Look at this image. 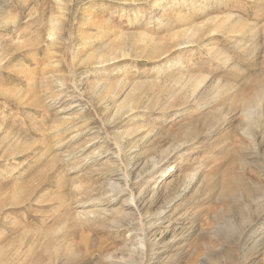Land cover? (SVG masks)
<instances>
[{"label": "rangeland", "instance_id": "rangeland-1", "mask_svg": "<svg viewBox=\"0 0 264 264\" xmlns=\"http://www.w3.org/2000/svg\"><path fill=\"white\" fill-rule=\"evenodd\" d=\"M255 232L264 0H0V264H264Z\"/></svg>", "mask_w": 264, "mask_h": 264}, {"label": "bare ground", "instance_id": "bare-ground-1", "mask_svg": "<svg viewBox=\"0 0 264 264\" xmlns=\"http://www.w3.org/2000/svg\"><path fill=\"white\" fill-rule=\"evenodd\" d=\"M136 21V20H135ZM135 21H133V23L135 22ZM135 24V23H134ZM123 66L124 65H114V68H116V71H122V70H124L125 68H123ZM99 71V73L98 74H111V73H113L112 71L111 72H109V73H107V72H105L103 69H100V70H98ZM200 79V78H199ZM202 84H203V81H202V79H201V81L199 80V81H195V82H191L190 83V91H191V94H192V96L195 98L196 97V94H197V92H199V90L203 87L202 86ZM206 94H210V91L209 92H207ZM198 96V95H197ZM208 96V95H207ZM252 108L255 106H252V105H250ZM251 107H249L244 113H246L245 114V116H246V118L247 119H249V121L250 122H254L255 121V118H254V111H253V109L251 108ZM256 107V106H255ZM189 111H190V109H185V110H182V111H180V114L181 115H186V114H188L189 113ZM262 117H263V115H262ZM248 132V131H247ZM251 132H252V130H251ZM172 170H173V167L171 166V165H168V166H166V167H164V168H161L160 167V170H159V175H158V179L156 180V181H154V183L155 184H157V183H159L160 185H162L163 183H165L170 177H171V175H172ZM127 179V178H126ZM123 182V181H122ZM127 182V181H126ZM119 185H120V183H119ZM117 183H111L109 186L111 187V192H115V194L114 195H116V192H117V194H119L120 192H121V190H122V187H120ZM125 190V189H124ZM123 192V191H122ZM113 194V193H112ZM121 194V193H120ZM251 194V193H250ZM133 195V194H132ZM134 196V195H133ZM130 197V196H129ZM132 197V196H131ZM130 197V199H131V201L133 202V203H135V199L134 198H131ZM255 200V199H254ZM260 200H261V198H260ZM144 211V210H143ZM174 231V230H173ZM244 237V236H243ZM175 238V237H174ZM176 240V239H175ZM141 241H143V240H141ZM141 241H140V243H141ZM252 247L253 246H256V249H257V252H259L260 251V249L259 248H262L263 246H264V232H262V233H258V232H255L254 233V238H253V240H252ZM153 245V244H152ZM244 245V244H243ZM252 247H249V246H247L245 249H244V251H243V253H244V256L241 258V259H243V261H245V258H246V254L251 250V248ZM141 251H142V253H145V252H147V251H149L148 252V254H149V256L152 254V253H155V251H154V249L152 248V246H147L146 244H145V241L143 242V243H141ZM253 250V249H252ZM159 252V251H158ZM252 253V252H251ZM164 256L166 257V258H164ZM175 256V255H174ZM173 255H171V253H159V255H158V257L160 258V260L158 261V263L157 264H165L166 262H168L169 264H177V263H179L180 262V260H178V259H176L177 257H174ZM177 256V255H176ZM147 257H148V255H147ZM179 258V257H178ZM180 259V258H179ZM248 259V258H247ZM154 262V261H153ZM137 264V263H136ZM153 264V263H152Z\"/></svg>", "mask_w": 264, "mask_h": 264}]
</instances>
